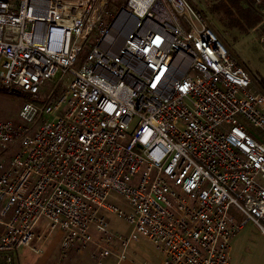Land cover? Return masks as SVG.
I'll use <instances>...</instances> for the list:
<instances>
[{
    "label": "built area",
    "instance_id": "2783aa9c",
    "mask_svg": "<svg viewBox=\"0 0 264 264\" xmlns=\"http://www.w3.org/2000/svg\"><path fill=\"white\" fill-rule=\"evenodd\" d=\"M114 1L0 0V86L32 96L0 117V264L57 231L60 256L230 264L264 233V92L190 0Z\"/></svg>",
    "mask_w": 264,
    "mask_h": 264
},
{
    "label": "rangeland",
    "instance_id": "374dc122",
    "mask_svg": "<svg viewBox=\"0 0 264 264\" xmlns=\"http://www.w3.org/2000/svg\"><path fill=\"white\" fill-rule=\"evenodd\" d=\"M125 1L126 0H115L113 2V8L119 9ZM190 1L202 12H204L207 18L214 25L215 29L218 31L220 37L225 41L230 49H232L239 56L240 60L250 71L251 75L254 78V90L256 92H264V87L261 85L264 81V31L262 29L263 23L261 22L254 27L245 28L231 26V19L225 12L226 9L224 8L226 3H228L230 0ZM26 99L27 97H25V95L10 93L5 88L0 86V117H3L5 119H17L18 112ZM131 126H133V123ZM119 205L124 210L127 209L125 205ZM108 216L110 225L113 230H115L120 235H128L131 225L128 221L125 220V218L118 215L117 213H109ZM89 247H93V252H91V254L94 253L92 255L93 258L96 259V264H102L105 260H103L101 263L98 261V258L95 254V246L92 244H88L86 248L81 251H77L76 249L74 250V248L71 249L66 255L59 257L60 262L63 258L67 257L71 251V254L76 253L78 255L82 254ZM130 248L131 247H129L128 251H131ZM148 256L150 257V254ZM144 262H148V259H145ZM93 263L95 264V261H93ZM106 264H113L111 257L106 260Z\"/></svg>",
    "mask_w": 264,
    "mask_h": 264
},
{
    "label": "crops",
    "instance_id": "0c3cea01",
    "mask_svg": "<svg viewBox=\"0 0 264 264\" xmlns=\"http://www.w3.org/2000/svg\"><path fill=\"white\" fill-rule=\"evenodd\" d=\"M233 212L239 220L243 218V215L238 211L234 210ZM61 239L62 232L57 231L55 235L47 239L40 253H36L29 248L20 249L17 263L58 264L60 260ZM147 242L143 240L141 243H133L130 246L131 251H128L127 258L121 264H160L158 254L153 245ZM92 248L89 247L82 254L78 255L76 253L71 254V251L67 257L61 260L60 264H94L93 261L96 264V259L92 255L94 253L91 254L93 252ZM149 254L150 257L148 256ZM111 258L113 264H116V259L114 257ZM145 259H148L149 263L144 262ZM106 260L102 264H106ZM230 264H264V233L255 222H246L234 235L230 251Z\"/></svg>",
    "mask_w": 264,
    "mask_h": 264
},
{
    "label": "trees",
    "instance_id": "16d2710c",
    "mask_svg": "<svg viewBox=\"0 0 264 264\" xmlns=\"http://www.w3.org/2000/svg\"><path fill=\"white\" fill-rule=\"evenodd\" d=\"M224 8L231 19V26L254 27L262 22L264 31V16L256 8L255 0H230ZM261 85L264 87V81ZM17 94L32 98L31 94L23 91H19Z\"/></svg>",
    "mask_w": 264,
    "mask_h": 264
}]
</instances>
